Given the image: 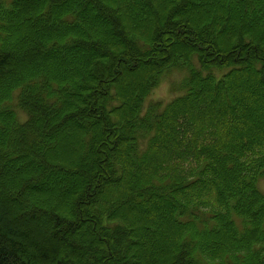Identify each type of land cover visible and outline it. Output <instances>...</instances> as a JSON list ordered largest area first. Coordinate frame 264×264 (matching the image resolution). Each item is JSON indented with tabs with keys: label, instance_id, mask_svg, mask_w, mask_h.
Returning a JSON list of instances; mask_svg holds the SVG:
<instances>
[{
	"label": "trees",
	"instance_id": "trees-1",
	"mask_svg": "<svg viewBox=\"0 0 264 264\" xmlns=\"http://www.w3.org/2000/svg\"><path fill=\"white\" fill-rule=\"evenodd\" d=\"M262 178L264 0H0V264H264Z\"/></svg>",
	"mask_w": 264,
	"mask_h": 264
},
{
	"label": "rangeland",
	"instance_id": "rangeland-1",
	"mask_svg": "<svg viewBox=\"0 0 264 264\" xmlns=\"http://www.w3.org/2000/svg\"><path fill=\"white\" fill-rule=\"evenodd\" d=\"M147 69L148 68H143L142 70L137 71L136 74H134V75H136L135 78H134V76L132 74L131 75H127L128 76L127 78H123V80L125 79L124 82L127 83L130 80L131 81L133 80L132 83H130L132 85L134 81L137 82L138 80L141 79L142 75L146 72ZM184 72L185 71L183 69H179L177 67L172 68L171 70H169V72H167L165 74V76L158 83V85L153 88V90L151 91V93H150V95H149L148 98H161V99L167 101L174 94L179 93L180 90H178V89L172 90L171 87H170V85H171L172 82H175L176 80H179L183 76ZM21 117H24V114L22 112H21ZM64 140L65 141H64L63 149H65L66 153H68L67 150L70 147V145H68V143L70 144L69 133H68L67 137H65ZM72 149H74V148H71L69 152H72ZM72 153H74V151ZM258 184H259V187L261 188V190L264 192V178L260 179L259 182H258ZM149 213H150V211L147 212L146 215L144 214L143 215V218L149 217L150 214H153V213H150V214ZM129 216L130 217H133L134 214L133 213L132 214L130 213ZM161 238H163V236Z\"/></svg>",
	"mask_w": 264,
	"mask_h": 264
}]
</instances>
